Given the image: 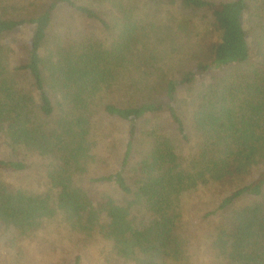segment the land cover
<instances>
[{"label": "trees", "instance_id": "obj_1", "mask_svg": "<svg viewBox=\"0 0 264 264\" xmlns=\"http://www.w3.org/2000/svg\"><path fill=\"white\" fill-rule=\"evenodd\" d=\"M74 18L115 41H64ZM104 118L129 124L121 167L88 177ZM0 143L54 157L24 191L5 178L29 166L0 153L4 246L57 216L105 264H264V0H0ZM201 190L215 205L190 231Z\"/></svg>", "mask_w": 264, "mask_h": 264}, {"label": "rangeland", "instance_id": "obj_2", "mask_svg": "<svg viewBox=\"0 0 264 264\" xmlns=\"http://www.w3.org/2000/svg\"><path fill=\"white\" fill-rule=\"evenodd\" d=\"M74 19V24H69L68 33L65 32L61 35L64 41L79 44L88 43L95 39L94 35L102 47L109 46L115 41V29L103 32L99 26L91 29L87 21L79 18ZM198 29L205 30L203 27H198ZM49 48L51 49L52 45ZM102 123L108 127V130L97 138V143L91 148L94 150L93 153L97 161L89 170L88 177L110 175L121 167L129 124L118 122L113 118H104ZM0 153L11 159L23 160L29 166V169L24 173L9 175L8 178H5L12 189L21 188L24 191L47 189L44 187L47 182L46 173L54 157L40 158L35 152L27 155L24 152L21 154L16 148H8L1 143ZM109 189L111 188L107 186L89 185V190L96 193ZM212 191H198L180 204V215L183 216V221L190 231L202 228L204 232L206 227L201 216L211 204L215 205L214 192ZM59 221L57 216L49 221L45 228L23 247H19L17 244L10 247L4 246L5 239L1 238L0 264H73L76 256L80 257V264H105L108 252L105 250V243L99 236H89L78 231L70 232ZM211 223V221L208 222V225ZM195 235L196 242L199 243L202 239L201 233L196 232ZM196 251L198 250L195 248L194 253Z\"/></svg>", "mask_w": 264, "mask_h": 264}]
</instances>
